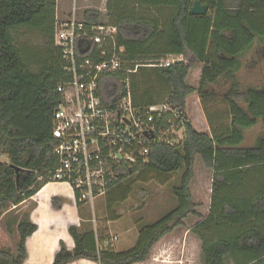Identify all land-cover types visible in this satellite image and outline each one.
Returning <instances> with one entry per match:
<instances>
[{
  "label": "trees",
  "instance_id": "obj_1",
  "mask_svg": "<svg viewBox=\"0 0 264 264\" xmlns=\"http://www.w3.org/2000/svg\"><path fill=\"white\" fill-rule=\"evenodd\" d=\"M194 1L106 2V23L117 27V43L125 48L130 68L141 64L128 76L134 107L166 102L179 107L185 122L178 145L150 144L144 161L117 166L119 181L106 192L107 210L127 198L130 187L122 182L143 168L158 175L181 172L172 187L175 207L140 226L134 246L121 252L96 250L92 232L70 226L74 248L61 245L52 264L79 258L142 263L190 214L198 217L189 231L200 242L202 264H264V84L244 85L238 76L243 57L255 43L264 44V0H198L207 9L203 15L190 13ZM55 18L56 0H0V156L7 157V162L0 160V264L24 260L25 239L36 230L29 219L35 204L22 211L20 205L59 164L51 131L61 99L57 84L66 74L54 45ZM82 21L102 23L96 10L86 11ZM261 52L264 63V47ZM171 54H183L189 62L168 67L145 63ZM194 62L201 66L196 87L187 83ZM125 76L101 75L97 96L104 106H113L123 95ZM194 93L208 133L196 130L185 114L186 99ZM257 125L262 134L245 144L244 130ZM196 156L212 172L205 215L195 210L190 191ZM76 200L78 207L83 204ZM51 204L60 206L55 198Z\"/></svg>",
  "mask_w": 264,
  "mask_h": 264
},
{
  "label": "built area",
  "instance_id": "obj_2",
  "mask_svg": "<svg viewBox=\"0 0 264 264\" xmlns=\"http://www.w3.org/2000/svg\"><path fill=\"white\" fill-rule=\"evenodd\" d=\"M117 33L115 25L77 19L74 9L66 19L55 18L54 45L66 79L57 84L61 99L51 131L59 164L46 178L68 184L76 198L90 205L118 183L120 163L144 161L150 144L176 146L184 138V114L179 107L166 102L134 107L128 76L141 64L130 68ZM145 63L168 67L187 60L183 54H171ZM117 72L126 74L121 81L124 93L106 107L97 96L98 80ZM116 240L113 236L104 245L112 247Z\"/></svg>",
  "mask_w": 264,
  "mask_h": 264
},
{
  "label": "rangeland",
  "instance_id": "obj_3",
  "mask_svg": "<svg viewBox=\"0 0 264 264\" xmlns=\"http://www.w3.org/2000/svg\"><path fill=\"white\" fill-rule=\"evenodd\" d=\"M61 2L68 9H73V5H75V0H61ZM79 2L80 0H78ZM75 13H77V18L83 17L82 10H76ZM262 47H264V44L255 43L252 50L242 59V67L238 72V76L244 85L264 84V63L263 56H261ZM186 60L188 63L189 59L187 58ZM200 68L199 63H192L187 77L189 85L197 86ZM212 105L214 106L215 104H211L210 106ZM202 109L201 101L197 97V94L194 93L187 97L185 106L187 117L191 122L193 121L192 125L196 130L206 132L207 129L204 126V113H202ZM262 132L261 125L245 129V144H253L255 138L261 135ZM0 160L6 162L7 157L1 155ZM180 173L158 175L143 168L140 172L135 173L128 180L122 182L130 187V192L126 200L119 203L115 213H118L119 217H123L121 224L127 222L131 226V229H129L131 237L134 238L136 236L140 226L155 222L175 207L176 199L172 193V187L178 184ZM211 176V170L204 166L199 156H196L190 191L192 200L196 204L195 210L200 215H205L208 212ZM102 200V198H99V201ZM26 209L27 207L22 210ZM197 220L198 217L196 215L190 214L185 219L183 226L174 229L170 235L155 245L149 257L139 264H202L200 242L189 231ZM16 237L17 235L14 234L13 244L16 241Z\"/></svg>",
  "mask_w": 264,
  "mask_h": 264
},
{
  "label": "crops",
  "instance_id": "obj_4",
  "mask_svg": "<svg viewBox=\"0 0 264 264\" xmlns=\"http://www.w3.org/2000/svg\"><path fill=\"white\" fill-rule=\"evenodd\" d=\"M60 1L56 0V17L59 19L68 18L74 9L75 11H83V17L77 18L83 20L86 11L96 10L100 13V20H103L104 23L108 22L107 0H80L79 3L78 0H75L73 9H68ZM75 15L78 17L77 13ZM203 118L204 126L207 129L205 133H208L209 127L204 116ZM52 198H55L57 203L60 204L58 208L52 206ZM99 198L103 200L99 201ZM95 200L96 205L94 202L92 205L83 203L78 207L76 197L68 184L47 182L32 197L22 202L20 205L21 210L28 207L29 204H35L29 211V219L36 225V230L25 239L26 255L21 264H52L54 256L61 245L71 251L75 244L68 231L70 226L79 228L83 233L92 232L98 251L108 248L113 249L115 252H121L133 247L138 238V230L133 238L129 233L131 226L127 222L121 224L123 217H119L118 213H115L120 202L112 204L111 212H108L107 194L98 196ZM113 236H117L113 246H105L104 243ZM67 264L99 263L87 258H79Z\"/></svg>",
  "mask_w": 264,
  "mask_h": 264
},
{
  "label": "water",
  "instance_id": "obj_5",
  "mask_svg": "<svg viewBox=\"0 0 264 264\" xmlns=\"http://www.w3.org/2000/svg\"><path fill=\"white\" fill-rule=\"evenodd\" d=\"M206 7L198 0L194 1L193 5L190 8V13L193 15H203L206 12ZM20 169L18 167H15V171L18 172Z\"/></svg>",
  "mask_w": 264,
  "mask_h": 264
}]
</instances>
